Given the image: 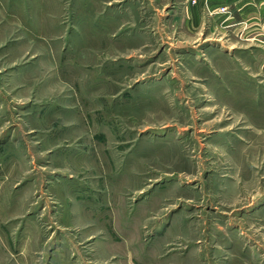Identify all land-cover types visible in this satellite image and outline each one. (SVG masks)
Masks as SVG:
<instances>
[{
	"label": "rangeland",
	"instance_id": "1",
	"mask_svg": "<svg viewBox=\"0 0 264 264\" xmlns=\"http://www.w3.org/2000/svg\"><path fill=\"white\" fill-rule=\"evenodd\" d=\"M111 2L104 18L106 1L0 0V264H199L186 251H230L232 229L264 243L247 214L264 130L250 163L221 144L264 126L231 97V51L151 1Z\"/></svg>",
	"mask_w": 264,
	"mask_h": 264
},
{
	"label": "crops",
	"instance_id": "2",
	"mask_svg": "<svg viewBox=\"0 0 264 264\" xmlns=\"http://www.w3.org/2000/svg\"><path fill=\"white\" fill-rule=\"evenodd\" d=\"M72 1L76 2V0ZM77 1L87 2V6L91 5L93 10L97 9L101 2L106 1L104 9L107 12L104 14V18L117 15L116 12L118 11L116 10L119 9V6H116L117 4L111 2L113 0ZM146 1H151L150 6L153 10L158 11L157 16L159 17L163 16L160 10L165 9L167 11L166 16H170L173 20L177 21L179 25L177 28L180 32L182 31L181 34H184V39L191 42L198 41L202 47L203 45L207 47L209 43L210 47H217V50H221L222 48L223 51H231L229 53L235 61H222L230 66L232 77L231 97L237 100V102L238 100L239 102H247L249 111L251 112L256 113L255 111H258L259 113V111H262L264 113V0ZM122 5L120 9L122 8V11L127 13L128 8ZM223 7H227L228 10L224 11ZM211 35H216V37ZM228 39L231 41L228 42ZM245 41L246 43H250V45H241ZM209 49L207 51L209 54H218L217 52H219L214 51L212 48ZM240 55L243 58L248 57L252 61H240ZM218 77L221 79L220 84L224 86L225 83L222 80L224 76L220 74ZM257 118L261 121L264 120L261 117ZM246 125L238 128V130H234L232 138H224L225 140L221 142L227 148L237 150L238 164L240 162V154H242L240 145L247 146L248 153L246 154V159L249 163L253 162L252 159L255 156L258 158L257 153L261 152L259 139L256 137L260 130H264V126H256L252 122H248ZM220 134L221 132H219ZM251 169L255 171L253 165H251L250 169L248 168L250 171ZM222 179L223 185L231 187L233 193L239 192L241 181L237 176L223 175ZM233 188H236L237 192L233 191ZM223 190H226L225 187H223ZM253 202L254 204L248 206L249 211L247 213L252 219H250V225L263 226L264 233V198L262 201L260 199L256 201L255 199ZM222 224V226H225L224 223ZM231 235V238H228L224 242V247H230V251H227V249L226 251H216L213 255L211 253H204L202 255L201 253L195 257V255H192L191 250H189L186 251L185 258H197L199 264H207V258L209 259L210 257L223 258L225 264H264V243L257 241L256 233L249 234L252 236H249L251 241L248 238L249 241L247 243H251L249 245L245 242V237L243 238V235L238 231L232 229ZM252 243H256L257 245H253ZM259 247L260 250H258ZM226 257L230 258V260L226 259ZM210 264H213V262ZM216 264H219V262H216Z\"/></svg>",
	"mask_w": 264,
	"mask_h": 264
},
{
	"label": "built area",
	"instance_id": "3",
	"mask_svg": "<svg viewBox=\"0 0 264 264\" xmlns=\"http://www.w3.org/2000/svg\"><path fill=\"white\" fill-rule=\"evenodd\" d=\"M193 1H195V0H193ZM224 11H227L228 9H227V7H223L222 8Z\"/></svg>",
	"mask_w": 264,
	"mask_h": 264
}]
</instances>
